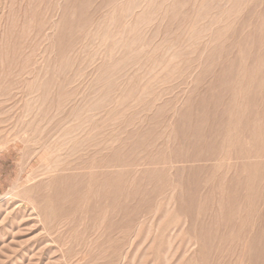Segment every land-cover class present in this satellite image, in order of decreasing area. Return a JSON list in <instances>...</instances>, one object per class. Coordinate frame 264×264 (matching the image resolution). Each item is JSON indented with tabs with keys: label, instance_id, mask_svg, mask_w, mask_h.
Instances as JSON below:
<instances>
[{
	"label": "rangeland",
	"instance_id": "obj_1",
	"mask_svg": "<svg viewBox=\"0 0 264 264\" xmlns=\"http://www.w3.org/2000/svg\"><path fill=\"white\" fill-rule=\"evenodd\" d=\"M199 1L0 0V264H264V0Z\"/></svg>",
	"mask_w": 264,
	"mask_h": 264
},
{
	"label": "bare ground",
	"instance_id": "obj_2",
	"mask_svg": "<svg viewBox=\"0 0 264 264\" xmlns=\"http://www.w3.org/2000/svg\"><path fill=\"white\" fill-rule=\"evenodd\" d=\"M201 1H202V0H201ZM201 1H199L198 4L202 3ZM198 4H197V6H198ZM137 5H138V4H137ZM200 5H201V4H200ZM138 7H139V6H138ZM172 48H173V46L171 47V51H172ZM219 49H220V48H219ZM216 51H217V50H216ZM173 54H174L173 51H172V52H170V50L167 51V54H166V55H167V58H166V59H169V58H168L169 56H171V58H172ZM166 55H165V56H166ZM163 63H164V62H162L161 64L158 63V64L154 65L152 69L154 70L155 67H157V68L163 67ZM229 64H230V63H229ZM225 65H226V64H225ZM225 65H224V68H225L226 66H229V65H226V66H225ZM230 65H231V64H230ZM231 68H232V67H231ZM224 70H225V69H224ZM227 70H228V69H226V71H227ZM230 71H231V70H230ZM224 72H225V71H224ZM227 72H228V71H227ZM225 73H226V72H225ZM228 73H229V72H228ZM227 75H228V74H227ZM224 76H226V75L224 74ZM218 78H219V77H218ZM226 78H227V76H226ZM229 78H230V76H229ZM219 79H220V78H219ZM231 79H232V78H231ZM223 80H224V78H223ZM219 81L221 82V80H219ZM222 83H223V82H222ZM220 84H221V83H220ZM226 84H227V83H226ZM224 85H225V84H224ZM227 85H228V84H227ZM263 88H264V87H263ZM263 93H264V92H263ZM218 94H219V92H218ZM234 95H235V94H234ZM218 96H219V95H218ZM263 96H264V95H263ZM220 97H221V96H220ZM234 97H235V96H234ZM211 99H212V98H211ZM229 100H230V99H229ZM214 101H215V100H214ZM229 102H230V101H229ZM204 103H205V102H204ZM218 103H219V102H218ZM201 104H202V103H201ZM205 104H206V103H205ZM226 105H227V104H226ZM229 105H230V103H228V106H229ZM237 105H238V104H237ZM225 107H226V106H225ZM233 107H234V106H233ZM227 108H228V107H227ZM230 109H231V108H230ZM232 109H233V108H232ZM222 110H223V109H222ZM236 110H237V109H236ZM223 112H224V111H223ZM221 113H222V112H221ZM200 114H201V112H200ZM222 114H223V113H222ZM254 116H255V115H254ZM220 117H222V116H220ZM220 117H219V118H220ZM222 118H223V117H222ZM224 118H225V117H224ZM201 119H203L202 116H201ZM226 119H227V118H226ZM253 119H254V117H253ZM253 119L251 118V120H253ZM195 120H196V119H195ZM221 120H223V119H221ZM224 120H225V119H224ZM227 120H228V119H227ZM198 122H199V120H198ZM201 122H202V121H201ZM223 122H224V121H223ZM249 122H250V121H249ZM196 123H197V122H196ZM221 123H222V122H221ZM219 124H220V123H219ZM223 124H224V123H223ZM226 125H227V124H226ZM221 126H223V125H220V127H221ZM251 126H253V125H251ZM220 127H218V128H220ZM195 130H196V129H195ZM218 130H220V129H218ZM197 132H198V131H197ZM195 136H196V135H195ZM43 156H45V155L43 154ZM43 158H44V157H43ZM177 161H179V160H177ZM170 166H172V164H170ZM73 176H75V175H73ZM70 180H71V179H70ZM72 181H73V180H72Z\"/></svg>",
	"mask_w": 264,
	"mask_h": 264
}]
</instances>
